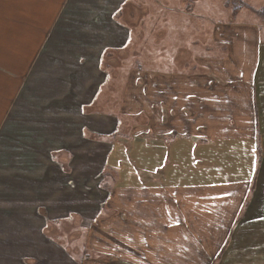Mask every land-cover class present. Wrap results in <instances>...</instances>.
<instances>
[{
	"label": "crops",
	"instance_id": "0c3cea01",
	"mask_svg": "<svg viewBox=\"0 0 264 264\" xmlns=\"http://www.w3.org/2000/svg\"><path fill=\"white\" fill-rule=\"evenodd\" d=\"M140 4L0 0V264H208L203 225L223 249L264 216L260 28L216 25L223 58L136 68ZM191 161L234 179L190 184Z\"/></svg>",
	"mask_w": 264,
	"mask_h": 264
},
{
	"label": "rangeland",
	"instance_id": "374dc122",
	"mask_svg": "<svg viewBox=\"0 0 264 264\" xmlns=\"http://www.w3.org/2000/svg\"><path fill=\"white\" fill-rule=\"evenodd\" d=\"M144 6V14L139 15L136 28L134 30L138 45V55L141 60L134 67L149 69L152 71L162 69L164 71L180 69L179 62L184 60L181 56L177 60L179 53L187 50H192L196 56L207 53L210 57L223 58L228 53L227 47L222 50L219 48L217 52H213L211 45L212 30L216 25H232L244 28H260L261 40L264 42V0H242L243 7L233 14V9L239 2L236 0H227L231 6H227L224 0H137ZM138 26L142 28H137ZM207 30V32H206ZM158 34L160 37H158ZM159 41V47L153 50V42ZM264 46V43L263 45ZM263 50V49H262ZM203 58V57H202ZM204 59V58H203ZM262 70H264V63ZM187 73L198 72V66L194 62H188L183 70ZM260 81L264 83V78ZM259 92V90H258ZM264 100V87L261 88ZM103 102V101H100ZM131 125V122L128 124ZM264 137V135L261 133ZM261 146H264L262 139ZM260 146V147H261ZM264 159V157H263ZM193 162L191 161L190 167ZM110 169L102 175L101 180H109ZM186 176L182 179L190 184L205 182H221L233 180L234 178L226 173H216L213 167L201 169L194 164L188 169ZM181 180V181H182ZM157 184L163 183L162 178L156 180ZM260 179L253 186L250 195L248 194L249 202H255L256 205L264 203V191L260 190ZM210 192V191H207ZM243 195V193L241 194ZM206 200H210L211 194L207 193ZM241 199V196H240ZM246 223L251 225L232 226L231 230L225 236L224 248H218L221 245V240H212L216 236H220L216 226L203 225L201 230L210 239L209 244L214 248L210 250L213 254L208 257V264H211L212 259L214 264H264V216H252L245 219ZM188 228V227H187ZM195 229V227H194ZM201 227H197L200 231ZM69 236H73V230L69 231L66 228ZM96 243V242H95ZM90 245V241L87 243ZM94 244V242H91ZM71 250V245H70ZM221 249V250H220ZM216 255V256H215Z\"/></svg>",
	"mask_w": 264,
	"mask_h": 264
},
{
	"label": "trees",
	"instance_id": "16d2710c",
	"mask_svg": "<svg viewBox=\"0 0 264 264\" xmlns=\"http://www.w3.org/2000/svg\"><path fill=\"white\" fill-rule=\"evenodd\" d=\"M224 1L226 2V5H227V6H231V5L227 2V0H224ZM236 1L239 2V5H236V6H235V9H233V14H234V15H235V13H237V12L243 7L242 0H236Z\"/></svg>",
	"mask_w": 264,
	"mask_h": 264
}]
</instances>
